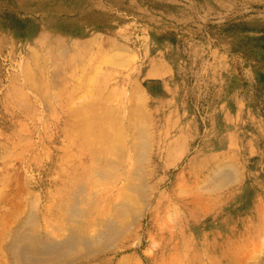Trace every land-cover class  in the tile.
Returning a JSON list of instances; mask_svg holds the SVG:
<instances>
[{"label": "rangeland", "instance_id": "374dc122", "mask_svg": "<svg viewBox=\"0 0 264 264\" xmlns=\"http://www.w3.org/2000/svg\"><path fill=\"white\" fill-rule=\"evenodd\" d=\"M93 104L156 130L164 193L139 247L69 264H264V0H0L1 177L17 144L76 141L63 123ZM33 172L46 204L51 175Z\"/></svg>", "mask_w": 264, "mask_h": 264}, {"label": "bare ground", "instance_id": "6f19581e", "mask_svg": "<svg viewBox=\"0 0 264 264\" xmlns=\"http://www.w3.org/2000/svg\"><path fill=\"white\" fill-rule=\"evenodd\" d=\"M114 114L120 123H114ZM129 118L93 104L72 111L63 123L65 131L77 139L68 147L51 145V150L46 147L40 155L41 142L37 146L32 140L17 144L16 162L7 172L3 169V177L0 171V264H69L80 253L88 257L110 251L115 257L139 247L142 239L137 235L143 217L146 212L153 214L152 209L158 210L160 200L153 208L150 204L155 196L159 198L164 193L160 188L166 178L158 175L162 157L159 134L152 126L131 124ZM35 169H44L52 178L46 204H41L40 194L32 191ZM212 177L217 186L234 180L231 169L215 172ZM86 182L87 187L83 186ZM172 189L184 193L183 183ZM51 221H57L55 230L65 233L46 231ZM85 225L95 227L96 232L89 234V229L87 233ZM131 232L135 236H128ZM166 247L168 252L172 248ZM162 251H155L161 260L171 256ZM115 264L135 261L123 255Z\"/></svg>", "mask_w": 264, "mask_h": 264}]
</instances>
